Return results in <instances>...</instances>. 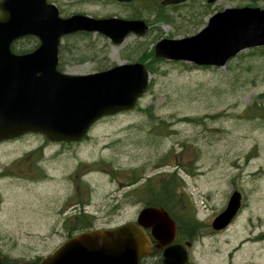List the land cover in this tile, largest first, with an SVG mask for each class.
<instances>
[{"label": "rangeland", "instance_id": "1", "mask_svg": "<svg viewBox=\"0 0 264 264\" xmlns=\"http://www.w3.org/2000/svg\"><path fill=\"white\" fill-rule=\"evenodd\" d=\"M194 1L198 5L191 16L181 17L186 15L182 10L175 13L172 25H165L145 11L160 0H137L132 5L49 0L62 17L82 13L129 18L138 12L151 30L140 39L129 36L120 46L96 34L64 38L60 47L70 48L77 39L81 50L72 55L66 50L61 56L62 70L71 75L90 74L133 56V62L143 56L141 62L148 67L153 58L148 54L159 39L194 35L213 13L226 8L264 9V0ZM206 4L210 13L203 18L199 7ZM150 66L148 89L136 106L100 120L77 147L80 161H98L91 175L93 227L109 229L134 222L148 192L144 186H130L127 178L132 172L149 176L156 188L165 190V197L172 192L174 208L170 210L182 233L199 240L193 259L217 264L216 249L224 255L230 246L246 240L249 220L264 221V47L244 50L220 68L167 61ZM43 143L41 137L28 135L0 144V244L13 257L28 255L34 248L47 253L64 240L59 226L25 224V219L40 218L56 206L63 187L62 183L25 180L33 163L24 156ZM104 164L107 170L114 169L110 180L104 177ZM59 172L48 173L58 176ZM232 191L241 195L240 211L222 236L211 237L215 232L210 223L225 208ZM113 197L121 199L120 207L113 208ZM246 257L244 248L237 256L238 264ZM253 263L264 264V253L256 251Z\"/></svg>", "mask_w": 264, "mask_h": 264}, {"label": "water", "instance_id": "2", "mask_svg": "<svg viewBox=\"0 0 264 264\" xmlns=\"http://www.w3.org/2000/svg\"><path fill=\"white\" fill-rule=\"evenodd\" d=\"M184 1L164 0L162 5ZM0 10V142L25 134H40L51 142L79 141L97 120L132 109L146 91L149 74L141 63L120 64L88 75L57 70L63 36L98 33L120 45L130 34L145 35L144 21L80 14L60 18L57 8L46 0H3ZM25 36L36 37L39 46L30 53H13L11 43ZM257 47H264V9L226 8L210 16L193 36L158 41L154 57L223 67L238 53ZM239 207L240 194L235 191L212 221V229L226 228ZM144 229L166 242L175 235L168 214L147 207L138 213L136 222L78 235L40 264H140L148 251ZM171 255L172 249L164 251V264H170Z\"/></svg>", "mask_w": 264, "mask_h": 264}, {"label": "flooded vegetation", "instance_id": "3", "mask_svg": "<svg viewBox=\"0 0 264 264\" xmlns=\"http://www.w3.org/2000/svg\"><path fill=\"white\" fill-rule=\"evenodd\" d=\"M42 141L44 142L43 144L38 145L24 156L26 162L33 163V165H28V172L24 174V177H27L25 180L31 184L62 183L63 187H61V195L57 200L56 206L48 208L45 215L40 218L25 219V224L59 226L60 234L64 237L63 241H67L79 234L76 231V227L95 225V216L90 211L92 205L90 194L93 190L95 191L94 185L91 182V175L98 161L90 163L80 161V155L77 154L76 150L84 140L76 143H51L42 138ZM46 150L48 153H44ZM106 166L107 164H104V167ZM102 170L104 177L110 180L114 171ZM53 171H60L59 175L53 176L51 173H48ZM111 181L113 182L114 180ZM155 199H158V196ZM163 199L169 198L163 197ZM111 203H113V208L122 205L121 199L117 197H113ZM141 206L142 208L153 207L145 205V203H141ZM255 220H249L250 232L247 234L246 240L230 246L224 255L222 249H216V254L217 252L220 254L217 264H238L237 256L239 255V251L244 248L247 251V257L240 260L241 264H254L253 254L256 251L264 253V221L260 218L258 220L256 218ZM146 233L149 242V252L141 258L140 264H164V251L166 249H172V258L168 260L171 264H177L180 261H184L185 264H199L197 260L193 259L192 254L199 240L192 239L190 235L184 233L176 234L171 241L166 242L165 239L154 238L148 231ZM210 236L218 238L222 236V233H212ZM45 240L46 238L43 242ZM219 243L221 241L217 239V245ZM4 246V244H0V264H39L44 257L48 256L57 247L47 253L36 252L37 249L34 248V250H30L28 255L13 257L6 253Z\"/></svg>", "mask_w": 264, "mask_h": 264}, {"label": "trees", "instance_id": "4", "mask_svg": "<svg viewBox=\"0 0 264 264\" xmlns=\"http://www.w3.org/2000/svg\"><path fill=\"white\" fill-rule=\"evenodd\" d=\"M160 3V2H159ZM159 3H157L156 5H153L151 6V13L152 15H154V19L156 22L158 23H162V24H165V25H172L173 23V19L175 17V13H180L182 12V10H185L186 12V15H182L181 17H189L191 16L192 12H195V10H197V3H195L194 0H189L187 3H184V5H177V6H170V7H164V6H161ZM201 8V14H202V17L205 18L206 16L209 15L210 13V10H209V7L206 5H204L203 7H199V9ZM135 18H142L141 16H139V14L137 13L135 16ZM83 35H86V33H78V34H75V35H72V36H69L70 38H81V36ZM68 38V37H67ZM76 41H74V43L72 45H70L68 48L67 46L63 45V47H60V51H59V56H60V64H59V70H62L63 69V66H62V60H61V56L64 55V53L67 51H69L71 53V55L73 54V51L74 53L77 51V52H80V47L78 46V42H77V39H75ZM36 46V39L33 38V37H26V38H23V39H20L19 41L15 42L13 45H12V51L14 53H26V52H30L32 49H34ZM138 47H134L132 49V53L135 52L136 50L134 49H137ZM149 58L152 56V50H150L149 54H148ZM143 59V56H139L137 58V61H141ZM128 61H134L135 58L134 56L133 57H130L127 59ZM160 62H163V61H160V60H156V59H153V58H150L149 62H148V69L151 71L152 67L150 66L152 63H160ZM112 65H105L103 66V68L101 70H104L108 67H110ZM134 176V175H133ZM138 177H134L133 178V182L134 180H137ZM150 182V180H149ZM156 187H159V186H156V183L155 185L153 183H149L146 191L148 192L146 194L148 200L145 202L146 205H150V206H155V207H162L164 210L168 211L171 215V208H174V198L173 199H163L164 196V192L162 191V188L158 189ZM170 192V191H168ZM170 194V197L172 195V192L169 193ZM177 194V192L175 193ZM152 196V197H151ZM158 196V199H155V197ZM172 217L175 219L177 225H178V232L179 233H182V226L181 224L179 223L178 220H176V218L172 215ZM190 222V220H189ZM180 227H181V230H180Z\"/></svg>", "mask_w": 264, "mask_h": 264}]
</instances>
